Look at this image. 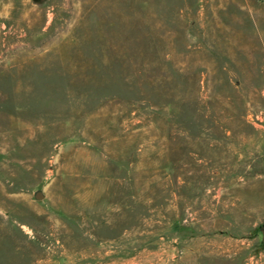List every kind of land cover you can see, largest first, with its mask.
Returning <instances> with one entry per match:
<instances>
[{
  "label": "rangeland",
  "instance_id": "374dc122",
  "mask_svg": "<svg viewBox=\"0 0 264 264\" xmlns=\"http://www.w3.org/2000/svg\"><path fill=\"white\" fill-rule=\"evenodd\" d=\"M4 4L0 264H264V0Z\"/></svg>",
  "mask_w": 264,
  "mask_h": 264
},
{
  "label": "crops",
  "instance_id": "0c3cea01",
  "mask_svg": "<svg viewBox=\"0 0 264 264\" xmlns=\"http://www.w3.org/2000/svg\"><path fill=\"white\" fill-rule=\"evenodd\" d=\"M5 1L6 0H0V15L2 16V14H4V10L6 11V10H8L11 6H10V4L9 5H5L4 3H5ZM8 1H14V0H8Z\"/></svg>",
  "mask_w": 264,
  "mask_h": 264
},
{
  "label": "water",
  "instance_id": "95a60500",
  "mask_svg": "<svg viewBox=\"0 0 264 264\" xmlns=\"http://www.w3.org/2000/svg\"><path fill=\"white\" fill-rule=\"evenodd\" d=\"M34 198L36 200H42L43 199V194L41 193V191H37L34 195ZM261 234L264 238V224L261 226Z\"/></svg>",
  "mask_w": 264,
  "mask_h": 264
}]
</instances>
